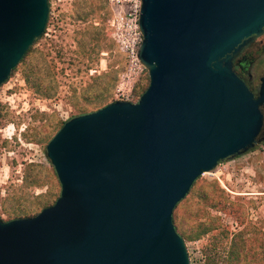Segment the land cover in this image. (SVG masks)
Masks as SVG:
<instances>
[{"label": "water", "instance_id": "1", "mask_svg": "<svg viewBox=\"0 0 264 264\" xmlns=\"http://www.w3.org/2000/svg\"><path fill=\"white\" fill-rule=\"evenodd\" d=\"M48 12V0H0V85ZM138 24L147 88L63 123L45 147L60 194L0 218V264H191L174 207L264 140V75L254 96L234 70L264 32V0H141Z\"/></svg>", "mask_w": 264, "mask_h": 264}, {"label": "rangeland", "instance_id": "2", "mask_svg": "<svg viewBox=\"0 0 264 264\" xmlns=\"http://www.w3.org/2000/svg\"><path fill=\"white\" fill-rule=\"evenodd\" d=\"M43 35L0 85V218L31 217L60 183L45 147L62 122L136 102L149 76L109 0H48ZM264 75V53L254 62ZM191 264H264V140L200 175L172 214Z\"/></svg>", "mask_w": 264, "mask_h": 264}, {"label": "built area", "instance_id": "3", "mask_svg": "<svg viewBox=\"0 0 264 264\" xmlns=\"http://www.w3.org/2000/svg\"><path fill=\"white\" fill-rule=\"evenodd\" d=\"M116 8V18L123 45H140L142 34L139 28L141 0H109ZM138 59V57H137ZM139 61V59H138ZM140 62V61H139Z\"/></svg>", "mask_w": 264, "mask_h": 264}, {"label": "flooded vegetation", "instance_id": "4", "mask_svg": "<svg viewBox=\"0 0 264 264\" xmlns=\"http://www.w3.org/2000/svg\"><path fill=\"white\" fill-rule=\"evenodd\" d=\"M264 53V32L254 37L251 43L234 59L235 72L245 81L253 91L254 96L258 95L259 82L253 74L252 67L255 61ZM263 116L262 129L264 130V103L261 105Z\"/></svg>", "mask_w": 264, "mask_h": 264}, {"label": "trees", "instance_id": "5", "mask_svg": "<svg viewBox=\"0 0 264 264\" xmlns=\"http://www.w3.org/2000/svg\"><path fill=\"white\" fill-rule=\"evenodd\" d=\"M37 40H38V39H36L34 42H36ZM29 51H30V47H29V49L27 50V52L24 54V56L21 58V60L19 61V63H21V62L24 60V58L26 57V55H27V53H28ZM19 63H18V64H19ZM18 64H17V65H18ZM17 65H16V67H17ZM16 67H14V68L12 69L11 72H13L14 70H16ZM63 123H64V122L61 123L60 127L63 125ZM196 180H197V179H196ZM196 180H195L194 183L192 184L191 188L194 186ZM191 188L189 189V191L191 190ZM189 191H188V193H189ZM188 193H187V194H188ZM187 194H186V195H187ZM180 201H181V200H180ZM180 201H179V202H180ZM179 202L176 204V206L174 207V209H176V207L178 206ZM173 212H174V210H173ZM172 214H173V213H172ZM174 227H175V226H174ZM227 264H228V263H227Z\"/></svg>", "mask_w": 264, "mask_h": 264}]
</instances>
